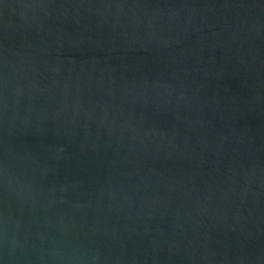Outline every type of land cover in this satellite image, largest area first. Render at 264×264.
Wrapping results in <instances>:
<instances>
[{
    "label": "water",
    "instance_id": "water-1",
    "mask_svg": "<svg viewBox=\"0 0 264 264\" xmlns=\"http://www.w3.org/2000/svg\"><path fill=\"white\" fill-rule=\"evenodd\" d=\"M0 264H264V0H0Z\"/></svg>",
    "mask_w": 264,
    "mask_h": 264
}]
</instances>
